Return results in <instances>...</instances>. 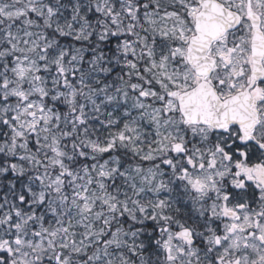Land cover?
I'll return each instance as SVG.
<instances>
[{"label":"snow or ice","instance_id":"snow-or-ice-1","mask_svg":"<svg viewBox=\"0 0 264 264\" xmlns=\"http://www.w3.org/2000/svg\"><path fill=\"white\" fill-rule=\"evenodd\" d=\"M0 264H264V0H0Z\"/></svg>","mask_w":264,"mask_h":264}]
</instances>
